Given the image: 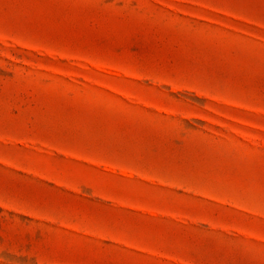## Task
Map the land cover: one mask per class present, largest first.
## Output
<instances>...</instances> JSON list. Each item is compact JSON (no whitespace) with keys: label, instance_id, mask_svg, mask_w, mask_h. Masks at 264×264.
Returning <instances> with one entry per match:
<instances>
[{"label":"rangeland","instance_id":"rangeland-1","mask_svg":"<svg viewBox=\"0 0 264 264\" xmlns=\"http://www.w3.org/2000/svg\"><path fill=\"white\" fill-rule=\"evenodd\" d=\"M0 264H264V0H0Z\"/></svg>","mask_w":264,"mask_h":264}]
</instances>
